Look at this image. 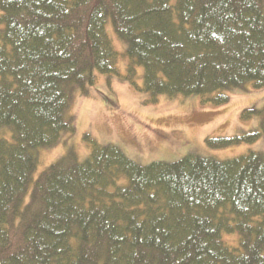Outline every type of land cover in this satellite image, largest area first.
<instances>
[{"label":"trees","instance_id":"1","mask_svg":"<svg viewBox=\"0 0 264 264\" xmlns=\"http://www.w3.org/2000/svg\"><path fill=\"white\" fill-rule=\"evenodd\" d=\"M119 56L146 102L225 104L264 87V0H0V264H264L261 151L140 164L86 134L83 159L69 148L35 175L39 150L75 130L74 95L118 74Z\"/></svg>","mask_w":264,"mask_h":264},{"label":"rangeland","instance_id":"2","mask_svg":"<svg viewBox=\"0 0 264 264\" xmlns=\"http://www.w3.org/2000/svg\"><path fill=\"white\" fill-rule=\"evenodd\" d=\"M106 30L113 47L122 54L125 45L116 37L111 25ZM125 58L117 60L118 74L98 73L88 87V94L76 93L70 113L74 116L75 130L65 133V141L41 148L35 175L55 162L69 148L79 159L90 151L84 138L88 134L99 144L120 146L134 161L147 164L154 160L175 161L189 152L230 159L248 150L264 154V87L255 88L247 83L244 88L228 91L229 100L214 106L202 103L198 95L148 101L145 92L120 78L125 74ZM137 86L142 85V67H137ZM259 109V114L242 118L245 109ZM257 129L260 138L254 143H242L226 148H209L207 137H228ZM224 237V236H223ZM226 235L224 239L226 240ZM229 245L237 244L236 237L228 236ZM227 241V240H226ZM235 241V243H234Z\"/></svg>","mask_w":264,"mask_h":264}]
</instances>
